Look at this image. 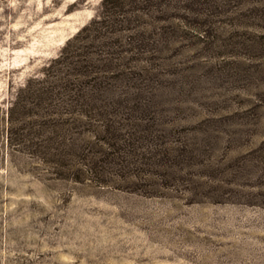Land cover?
<instances>
[{
    "label": "rangeland",
    "instance_id": "obj_1",
    "mask_svg": "<svg viewBox=\"0 0 264 264\" xmlns=\"http://www.w3.org/2000/svg\"><path fill=\"white\" fill-rule=\"evenodd\" d=\"M102 2L0 0V264H264V0H141L96 114L50 116Z\"/></svg>",
    "mask_w": 264,
    "mask_h": 264
},
{
    "label": "trees",
    "instance_id": "obj_2",
    "mask_svg": "<svg viewBox=\"0 0 264 264\" xmlns=\"http://www.w3.org/2000/svg\"><path fill=\"white\" fill-rule=\"evenodd\" d=\"M140 1L103 0L102 13L66 43L48 67L45 79L28 86L27 95L37 106L47 105L50 116L59 114L61 107H67L69 114H96V100L106 78L103 74L127 54L141 55L145 50L141 32L132 20V14L135 19L149 8L147 1ZM91 46L105 49L92 53L88 51Z\"/></svg>",
    "mask_w": 264,
    "mask_h": 264
}]
</instances>
